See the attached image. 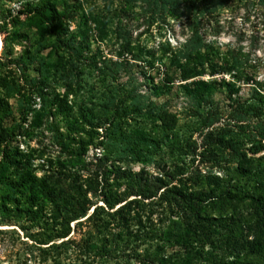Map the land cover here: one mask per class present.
I'll list each match as a JSON object with an SVG mask.
<instances>
[{
  "label": "rangeland",
  "instance_id": "obj_1",
  "mask_svg": "<svg viewBox=\"0 0 264 264\" xmlns=\"http://www.w3.org/2000/svg\"><path fill=\"white\" fill-rule=\"evenodd\" d=\"M44 1L0 0V134L4 135L0 138V264H148L144 253L153 252L157 243L164 245L163 254L169 255V264H264V251L257 255L249 247L255 241L264 247V216L249 196L243 202L223 201L208 206L203 214L205 219L201 223L192 221L190 228L183 224L185 218L181 209L162 203L157 196L146 200L143 210L132 206L120 216L99 210L91 218L93 222H72L70 233L64 238L70 237L71 242L65 245H59L62 239L47 238L48 233L54 234L53 229L59 228V221L54 214L50 216V206L41 210L38 204L30 207L20 194L9 189L7 181L16 176L9 163L18 164L21 160L30 164L37 176L60 182L62 175L67 174L63 160L69 152L75 151L76 144L70 142L68 153L63 151L53 138L54 132L48 129V121L62 126L63 104L64 107L70 105L68 114L77 117H80V107L89 109V122L98 116L113 115V109L104 105V96L114 88L122 94L145 93L149 108L168 101L176 117L169 122L175 126L169 132L175 133L184 144L196 142L199 148L196 152L188 151L186 146L175 149L166 141L144 162L119 160L113 153L108 164L113 162L121 171L117 172L113 166L110 177L116 172L124 175L125 171L127 175L131 172L142 178L158 175L166 178L171 188L183 192L211 189L219 184L227 185L233 192L239 187L247 195L256 196L257 187L254 181H248L246 175L237 172L239 161L233 150L205 144L209 140H204L205 113L202 116L187 114L186 96L176 95L179 84L191 80L178 77L181 67L176 61V47L186 37L182 34L186 29L181 20L149 23L135 16L139 11L135 9L134 15L126 19L124 16L118 26L130 29V43L126 44L116 35V18L106 26L94 22L95 14L111 12L102 7L100 0H53L59 10L68 5L77 13L75 20L66 21L64 26L65 30L68 28L67 40L79 25L88 31L91 51L76 57L71 47H67V51L56 44L51 47L55 37L45 33L41 18L25 6L27 2L34 5ZM78 3L82 7L79 11L74 7ZM218 20L222 31L218 36L208 37L216 43L214 48L202 52L207 63L204 73L196 78L213 81L214 105H218L221 112L229 109L230 98L258 106L259 116L252 117L241 128L233 127L232 133H223L225 138H235L233 143L239 141V148L247 153V158L253 157L248 167L255 169L264 162V11L258 0H232ZM104 59L109 60L111 66L114 62L121 64L118 75L112 76L111 67L101 69ZM211 65L217 66L216 71L219 68L214 75H210ZM168 76L174 78V85L170 84V89L162 88ZM60 100L62 104L58 105ZM115 117L127 132L155 139L163 136L159 118L149 113ZM106 128L83 122L82 137L97 144L105 136ZM102 148L93 149L90 144L86 155L93 154L94 150L102 154ZM92 168L88 177L90 188L99 181L98 187H106L120 197L130 190L131 177L101 182L94 173V166ZM165 173L168 176H164ZM90 198L95 202L96 198ZM96 201V205L106 210L101 197ZM119 205L121 203L116 207ZM92 210L91 207L89 212ZM121 217V226L126 230L122 232H132L129 240L119 231ZM173 221L184 225L182 234L170 226ZM98 222L100 226H95ZM163 230L168 231V241L159 235ZM144 233L149 237L145 241L142 237L138 239V247L129 243L134 236ZM177 234L180 237H176ZM85 250L89 254L84 253Z\"/></svg>",
  "mask_w": 264,
  "mask_h": 264
},
{
  "label": "trees",
  "instance_id": "obj_2",
  "mask_svg": "<svg viewBox=\"0 0 264 264\" xmlns=\"http://www.w3.org/2000/svg\"><path fill=\"white\" fill-rule=\"evenodd\" d=\"M232 0H100L102 7L106 8L110 14H95L94 22L97 25L104 24L105 26L113 22V19H117L116 35L118 38L124 39L126 44H129L128 37L130 35V29L125 30L118 26L121 25V21L125 16V19L130 15H134L135 9H139L137 17L145 19L146 22L153 23L154 21H167L179 19L183 23V27L186 32H182L185 35V40L179 42L176 47V61L180 63V74L178 77L180 80L191 79L190 81L179 84L176 90V95L179 93L186 96L188 100L187 114L191 116H202L205 113L206 118L203 121V127L207 128L204 140H208L205 144H217L223 146V148H229L233 150V154L237 160V172L242 175H246L249 180L256 183L257 189L263 192H257L256 196L247 195L245 190L239 187L235 189V192L231 190L227 185H219L211 189L196 190L193 192H183L177 189H173L169 186V181L166 178L158 175H151L149 177H139V174H133L129 172L120 175V167L115 166L113 162L108 164L110 155L114 153L115 156L121 159H128V161H140L144 162L150 158H147L154 154L155 150L161 145V143L169 142L171 146L177 149L180 146H186L188 151L196 152L199 146L196 142L182 143L177 139L175 133H170L175 126H172L171 120L175 121V115L171 113L169 109L168 101H164L159 105H154L153 108H149V105L145 101L146 94L142 92L134 91L133 93L122 94L117 88L109 90V95H105L104 105L108 108H112L114 113L109 116H98L94 120L88 121L87 113L89 109L79 108L80 117L68 114V110L72 108L70 105L63 104V120L62 126H58L57 123L48 121V129L54 132V140L57 141L66 153H68V144L70 142L76 144L75 151L69 152V156L65 157L63 162L65 164L64 170L67 174L62 175L60 182H55L45 176H37L30 164H24L19 160L18 164H13L16 176L14 180L7 181L9 189H12L16 194L23 198V202L30 207H35L37 204L44 208L50 206V216L54 214L59 222V228L53 229L54 234L48 233L47 238L49 240L62 239L59 245H65L70 243V237L64 239L70 233V224L74 221L76 223L92 221V217L99 210L110 215L120 214L125 211H130L132 206L141 207L142 210L145 207L146 200H150L158 196L161 202L168 203L170 206L174 205V208H179L183 211L185 221L183 224L186 228H190L192 221L201 223L205 217L204 212L206 208L212 204H219L223 201L229 202H243L246 196L251 198L253 205L262 212L264 216V162L259 163L255 169L249 168L248 164L252 163V158H247V153L239 148V141L233 143L235 138L229 136L225 138L223 133H232L233 127L241 128L244 123L248 124L252 117L259 116L258 106H252L251 103L235 101L233 98L229 99V109L224 113L221 112L218 105H214V83L206 82L205 80L197 79L204 73V68L207 60L201 55L206 49H212L215 46L216 41L209 39L208 37H215L221 33L222 24L218 20L219 15L223 10L229 6ZM249 0H245L247 2ZM116 2V3H115ZM115 3V4H114ZM25 4V3H24ZM259 7L264 11V0H258ZM25 6H28L30 12L36 13L42 20L45 33H48L49 37H55L53 39L52 46L58 45L63 50L67 51V47H71V51L75 53L76 57H83L85 52H90L91 41L88 31L82 30L79 25L74 33L70 34V40H67L68 28L65 30L66 21L75 20L77 13L74 10H70L68 5L63 6L61 10L58 9L57 4L53 0H46L38 4L32 5L31 2H27ZM24 6V7H25ZM76 10H81L82 7L78 3L74 5ZM114 12V13H113ZM67 26V25H66ZM66 33V34H65ZM44 37V36H43ZM50 39V38H49ZM6 45V40H3V51ZM109 60H102L101 69H110L113 71L112 76L118 75V70L121 64L114 62L113 66L108 65ZM214 67V68H213ZM215 65H211L210 75L217 73ZM194 78V79H192ZM174 78L169 76L164 79L166 84L161 87L170 89L174 85ZM171 92V90H169ZM174 94V93H173ZM57 100V97H56ZM58 101V100H57ZM117 101V104L114 103ZM61 100L59 101V104ZM261 102V100H260ZM259 102V103H260ZM62 109V105L58 108ZM58 111V110H57ZM131 113H149L159 118L161 124V132L163 136L161 139L149 138L142 134L127 132L121 128V124L118 123L115 115H128ZM225 117V118H224ZM203 120V118H202ZM88 122L90 126L107 127L104 132L105 136L97 141V144L93 140L86 141L82 134L84 133L83 122ZM224 122V124H222ZM215 123H219L215 125ZM175 124V123H174ZM62 129H61V128ZM212 127V128H211ZM56 133V135H55ZM202 133V132H201ZM4 135L1 133L0 138ZM92 144V148L96 149L98 146H103V153L98 154L95 150L93 154L86 155L88 145ZM190 149V150H189ZM257 149V148H255ZM183 151V150H181ZM255 154V152H252ZM67 156V155H65ZM94 166V173L101 182L112 179H128L129 188L123 196L114 195L106 187H98L97 184L90 188L92 185H88V177L91 175V168ZM114 166V169L119 173H114L110 170ZM93 169V168H92ZM161 172L162 170L159 169ZM84 174L86 179L83 180ZM168 176V174H164ZM85 181V182H84ZM129 181V180H128ZM84 183V184H82ZM88 185V186H87ZM240 188H245L244 185H239ZM130 196L132 198L128 199ZM94 197L95 202H91V198ZM103 200L106 210L102 206H98L97 199ZM116 207L118 204H120ZM93 208L92 212H89L90 208ZM110 210H113L110 213ZM125 210V211H124ZM34 213V212H33ZM53 219V218H51ZM80 219H82L80 221ZM193 219V220H190ZM213 219V218H212ZM56 220V219H55ZM93 222V221H92ZM122 217L119 222V231L124 230L125 226H121ZM177 222L173 221L170 225L173 229H176L179 233H183V228ZM94 226V225H93ZM95 226H100L98 222ZM94 226V227H95ZM127 235L126 240H129L128 236H131L132 232H122ZM153 235V234H152ZM151 235V236H152ZM160 237L164 240H169L167 236L168 231L163 230L160 232ZM143 238L145 241L148 239L146 233L140 234L129 243H134L136 247V241ZM176 237H180L179 234ZM127 243V244H129ZM53 245V244H52ZM250 251L254 254L261 255L264 251L263 245L255 241L252 245H249ZM164 245L156 244L153 252L145 251L144 256L148 264H169V255L163 254ZM86 251L84 253H88Z\"/></svg>",
  "mask_w": 264,
  "mask_h": 264
},
{
  "label": "bare ground",
  "instance_id": "obj_3",
  "mask_svg": "<svg viewBox=\"0 0 264 264\" xmlns=\"http://www.w3.org/2000/svg\"><path fill=\"white\" fill-rule=\"evenodd\" d=\"M1 46H2V41H1V37H0V48H1Z\"/></svg>",
  "mask_w": 264,
  "mask_h": 264
},
{
  "label": "water",
  "instance_id": "obj_4",
  "mask_svg": "<svg viewBox=\"0 0 264 264\" xmlns=\"http://www.w3.org/2000/svg\"><path fill=\"white\" fill-rule=\"evenodd\" d=\"M2 47V46H1Z\"/></svg>",
  "mask_w": 264,
  "mask_h": 264
}]
</instances>
